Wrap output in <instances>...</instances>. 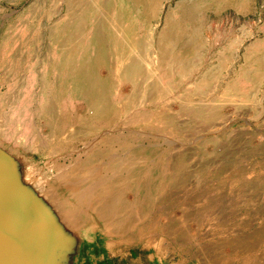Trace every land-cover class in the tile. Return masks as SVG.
I'll list each match as a JSON object with an SVG mask.
<instances>
[{
  "label": "rangeland",
  "instance_id": "374dc122",
  "mask_svg": "<svg viewBox=\"0 0 264 264\" xmlns=\"http://www.w3.org/2000/svg\"><path fill=\"white\" fill-rule=\"evenodd\" d=\"M112 1L0 0L3 55L8 62L14 61L18 52H27L31 46L32 61L26 64L36 67L30 68L33 72L22 70L23 78L30 81L21 83L20 88L15 83L20 75L17 65L5 73L0 67V106L4 116L13 115L11 124L17 122L20 109L26 114L34 107L38 109L31 118L36 131H25L26 142L17 141L21 133L16 127L13 134L0 136L4 149L20 163L21 178L35 177L40 183L35 186L38 191L51 185L62 201L66 184L74 183L75 187L83 178L93 181L95 173L102 178L127 173L133 161L155 160L153 167L168 178L167 195L148 197L151 212L142 208L134 211L130 235L125 239L110 234L109 224H94V220L84 226V232H76V247L68 264H133L134 255L146 257L143 254L148 250L150 264H264V207L247 195L256 192L255 188L264 190V0H251L246 14H239L228 4L219 5L222 0H206L207 7L203 5L200 12L207 11L212 17L210 53L200 54L204 62L195 70L171 67L166 71L157 66L162 60L160 42L170 33L161 29L166 15L179 13L182 3L203 0H164L160 15L152 21L153 31L147 28V35L152 37L143 41L149 40L150 51L141 41L138 46L136 22H125L127 11L114 7ZM142 12L149 14L148 9ZM159 32L163 35L160 40L154 36ZM63 44L72 62L86 54L88 62L101 63L96 64L95 73L103 79V101L111 97V108L119 110L118 116L110 117V125H105L107 118L82 119L85 106L78 101L61 102L62 112L57 119L52 117V125L43 115L52 92L49 80L58 71L54 68L51 74L46 59L61 55ZM213 54L214 60H209L213 67L207 70L205 58ZM167 56V64L174 65L173 54ZM155 72H163L162 83H158ZM227 85L235 91H229ZM114 89L118 90L119 103L111 95ZM14 91L18 92L13 99L1 100L3 94ZM80 94L84 99L82 91ZM35 95L38 99L33 101ZM128 96L132 103L126 101ZM67 105L73 117L64 114ZM74 124H94L99 130L76 132ZM69 127L73 130H67ZM33 135L39 140L31 142ZM95 144L100 145L91 152L89 163L68 166L78 156H86L84 148ZM219 159L226 163H213ZM125 195L135 201L132 191ZM159 208L166 209L173 221L184 220L183 239L175 232L178 224H168ZM184 212L187 218L183 219ZM91 213L85 215L91 218ZM237 243L249 248L243 252L233 246Z\"/></svg>",
  "mask_w": 264,
  "mask_h": 264
},
{
  "label": "crops",
  "instance_id": "0c3cea01",
  "mask_svg": "<svg viewBox=\"0 0 264 264\" xmlns=\"http://www.w3.org/2000/svg\"><path fill=\"white\" fill-rule=\"evenodd\" d=\"M163 1L164 0H157L156 2L155 0H114L111 3L114 7L115 5H118L120 6V9L127 11L128 13L126 14L127 16H123L125 22H130V21L136 22V25L134 24V26H135V32L137 33L138 38H140V40L138 39V41L139 43L141 41L143 46L145 45L146 47H149V51H150L151 45L150 46L147 45V41L149 42V40H146V42L144 43L143 41H145L144 38L152 37V36L149 37L147 35V28L148 30L152 29L151 28L152 21L160 15L163 6ZM222 1L223 2L219 5L225 6V4H228L229 7L234 8L239 14H246L248 10H250L251 8L250 5L252 4L251 0L250 1L222 0ZM153 5L155 6L153 7ZM181 5L182 8H180L179 13L173 12L167 14L164 20L165 23L164 25H162L161 29H163V31L168 30L167 32L170 31V33L165 35V37H163L160 34V32L154 34V36H159V40L161 37H163L162 42H160L161 47L159 54L161 55L162 60L160 58L161 64L159 63V69H163L165 71L166 68L170 69L171 67H173L175 70L183 69V68L185 69L190 68L194 70L197 69V67H199L198 63L203 61V59L202 60L200 59V54L204 52L210 53L208 42L211 37L214 38V30L210 29L209 26L210 24L209 21L212 20V17H210L211 15L207 11L206 13L200 12V9L203 5L207 7V1L206 0L200 2L197 1L194 2V4L182 3ZM145 9H148L149 11V14L147 16L144 15L142 12ZM122 24L124 25V22ZM141 43L138 44V46H140ZM130 45L128 44L127 46L129 47ZM63 49L64 51H62V54L60 53L61 55L56 56L54 54V58L50 59V57H48L46 59V62L48 61L49 72L52 74L54 68L56 69L58 68L57 69L58 71L54 73L56 74L55 78L52 81L49 80L48 86L52 92L50 93L49 105L43 112V115L49 118L50 124L52 125L53 124L52 117L57 119L58 115H60V113L62 112L59 110L60 109L59 106L61 102L70 103L71 101H78V102H82L85 106L83 109L82 119L91 120L92 117L99 119L107 118V121H105L106 123L105 125H110L111 124L110 117L118 116L119 110H116L113 106L111 108L110 105L111 97L106 100V101L109 100L106 104H105L106 101L105 100L103 101V97H102L103 96L102 86L104 84L103 79L98 74L95 73L96 64H101V63L92 62V61L88 62L85 57L86 54H84L85 56L83 55L84 58L82 60H79L78 62L77 61L72 62L70 59V55L66 59L68 55V54L66 55V53H69L68 47L64 46ZM236 50H238V47L236 48ZM3 51H4V47L2 46L0 49V67H2L1 73L3 72L5 73L6 70L7 72H10L11 70L15 69L14 67L17 65V68H19L20 70L19 71L20 75L16 78L17 81L15 83L17 84L18 88H20V86L26 80H28V82L30 81L28 77L23 78L22 70L24 71L29 70L27 72H33L32 69L30 68H36L33 67L32 65L28 68V65L26 64L27 61H32L33 48L30 46L27 52H23V53L18 52L15 57L16 59L10 62H8L6 57L3 55ZM213 51L214 49H212L211 52ZM52 52L55 53L54 49ZM166 54H173L174 65L167 64L170 61V57H168ZM212 56L213 57L211 58H205V60H207L206 61L207 66L205 67L207 70L213 67L211 64H209V60H214V54ZM79 57L81 58L82 56L79 55ZM88 69L90 70L89 74H88ZM163 72L159 73V79H157L159 84L163 82L162 80L164 77ZM235 84L239 86L237 82H235ZM80 85H82L83 87L82 88L78 87ZM86 86H90V87H86ZM227 86L229 91L232 92L234 90V87L229 85ZM81 91L83 92L82 96L86 95L84 99L80 98ZM17 92L18 91H14L12 93L3 94L1 100H7V101L11 100L13 99V97H15V95H17ZM19 95L20 93L18 94V96ZM38 95H35L33 101H36V99H38L37 98ZM111 95L115 96L116 98L114 97V100L119 103L118 90L114 89V93H112ZM127 100L130 103L133 102V98L131 96L126 97V101ZM42 103L44 104V100H42L41 105ZM130 103H126L124 105H128ZM2 108L3 107L0 106V136H5L9 133L13 134V127H16L17 133H21L17 141L26 142L28 135H26L25 131L28 130L27 131L28 134L34 133L36 131L35 122L31 118L37 114L38 109L34 107L32 110H30V112H28V114H26V112L23 111V109H20V114L18 115L17 122L15 124H11L13 122V115L6 114L4 116L2 114ZM72 111L73 110L71 109V106L67 105L64 114L68 115L69 117H73L74 112ZM120 111L123 112L124 108H122ZM3 117H8V119L10 120H7V118L4 119ZM102 125H100V127ZM105 125L102 127H105ZM73 126L76 127L75 128L76 132L77 131L83 132L85 130H87V132H91V131L99 130L96 129L98 128L97 127L98 125H94V124L93 125L85 124L80 126L74 124ZM216 127L221 128L220 126H216ZM223 127L224 126H222V128ZM71 129L73 130L72 127H69V129L67 130L71 131ZM37 140H39L38 135H33V139L31 140V142ZM44 140H45L44 138L41 139L42 143H45ZM99 145L100 144H95L94 146H89L87 148H84L86 149L84 153V155L86 156L83 155L78 156V158L76 160H72L68 166H74L76 164H79V162H81V164L84 165L89 163L90 162L89 156H91V152H94V148ZM134 154L137 156V154L139 153L133 152L132 155ZM156 163L157 162L155 160L153 161L144 160L142 162L133 161L132 163H129L132 164V166L128 168L127 174L125 173L122 174L119 172L113 174L112 177H107L105 179L99 177L98 176L99 174L95 173L97 176H95L94 174L92 175L93 181H91V178L88 179L83 178L81 179V181L79 180L78 185L75 187H74V183L73 185L66 184L65 194H64L65 199L68 200L74 207H76L82 213L92 212L91 218L93 217L92 220H94V224H109L111 230L110 234L121 235V237L123 235L124 237L122 238L125 239V236L127 237L130 235L129 232H130V227L133 225L132 214L134 213V211L140 210V208H142L143 210L146 211L149 210L151 212L153 206L152 203L149 201V198L152 197L155 198V197H161L163 195L165 196L167 195V189H165V184H167L168 178L163 176L164 174L162 171L153 167L154 164ZM213 163L225 164L226 161H222L221 159H219L217 162H213ZM51 166L53 167L54 164L52 163ZM255 189L256 192L249 191L247 195H249L250 198H253L259 204H261L259 205V207L263 208L264 190L258 191L257 188ZM127 191L133 192V194L135 195V201H132L130 200V198L128 199V197H126L125 193ZM183 208L184 211H187V207L184 206ZM259 210L262 211V209L260 208ZM158 211L160 212L159 213L160 215L161 214L166 215L169 221L168 224H178L177 231L175 232L177 233V235H179L180 238L183 239L184 235H186V232L184 231L185 229H183L181 225L184 224L183 223L184 220L181 221V219H179L180 221L178 220L173 221L174 218L168 217V213L166 214L167 212L166 209L159 208ZM185 213L186 212H184V214L182 215L183 219L187 218L185 216ZM262 224H264V221ZM163 229L165 231L166 227H163ZM233 246H235L236 249L241 248V244L238 243L233 244ZM94 248L95 245L92 244V250H94ZM248 248H249L248 246L243 245L241 251L246 252V249ZM87 250L90 249L88 248ZM145 254L147 255L146 257L143 256L140 257L134 255L135 257L133 256L134 258L132 259L133 261L132 263L136 264L137 262V264H147V263L150 264L151 256L149 255L150 254L149 250L147 251V253L144 252L143 255ZM84 258L86 257L84 256ZM135 258L137 259L135 260ZM81 262H83V259Z\"/></svg>",
  "mask_w": 264,
  "mask_h": 264
},
{
  "label": "water",
  "instance_id": "95a60500",
  "mask_svg": "<svg viewBox=\"0 0 264 264\" xmlns=\"http://www.w3.org/2000/svg\"><path fill=\"white\" fill-rule=\"evenodd\" d=\"M76 238L60 236L21 165L0 147V264H68Z\"/></svg>",
  "mask_w": 264,
  "mask_h": 264
},
{
  "label": "bare ground",
  "instance_id": "6f19581e",
  "mask_svg": "<svg viewBox=\"0 0 264 264\" xmlns=\"http://www.w3.org/2000/svg\"><path fill=\"white\" fill-rule=\"evenodd\" d=\"M93 2H94V0H93ZM96 2V1H95ZM94 2V3H95ZM101 2V1H100ZM107 2V1H106ZM97 3V2H96ZM99 3V2H98ZM109 3V2H108ZM69 4V3H68ZM107 4V3H106ZM110 4V3H109ZM100 5V4H99ZM102 5V4H101ZM112 6V5H111ZM119 7V6H118ZM108 8V7H107ZM120 8V7H119ZM118 8V9H119ZM75 10H77V9H75ZM101 10V9H100ZM120 11V10H119ZM118 11V12H119ZM146 11H147V9H146ZM71 12V11H70ZM77 12V11H76ZM75 12V13H76ZM80 12H81V10H80ZM85 13H87V12H85ZM121 13V12H120ZM123 13V12H122ZM125 14V13H124ZM147 14V13H146ZM80 15V14H79ZM85 15V14H84ZM145 15V14H144ZM108 16V15H107ZM70 17V16H69ZM74 17V16H73ZM76 17V16H75ZM81 17V16H80ZM109 17V16H108ZM78 18V17H77ZM76 18V19H77ZM120 18H121V15H120ZM74 19V18H73ZM80 19V18H79ZM98 19V18H97ZM102 20V19H101ZM69 21V20H68ZM105 21V20H104ZM75 22V21H74ZM67 23V22H66ZM96 23V22H95ZM101 23V22H100ZM103 23V22H102ZM66 25V24H65ZM78 25V24H77ZM94 25V24H93ZM59 26V25H58ZM61 26V25H60ZM104 26V25H103ZM164 27V26H163ZM71 29V28H70ZM69 29V30H70ZM102 29H104V27L102 28ZM94 30V29H93ZM98 30V29H97ZM96 30V31H97ZM187 30V29H186ZM98 31H100V30H98ZM122 31H123V29H122ZM152 31H153V29H152ZM168 31V30H167ZM174 31V30H173ZM68 32H70V31H68ZM76 32V31H75ZM101 32V31H100ZM125 32V31H124ZM127 32V31H126ZM65 33V32H64ZM67 33V32H66ZM94 33H95V31H94ZM93 33V34H94ZM129 33V32H128ZM133 33V32H132ZM174 33V32H173ZM77 34V33H76ZM98 34H99V32H98ZM126 35V34H125ZM166 35V34H165ZM104 36V35H103ZM128 36V35H127ZM163 36V35H162ZM59 37V36H58ZM81 37V36H80ZM80 37H78V38H80ZM97 37V36H96ZM96 37H94V38H96ZM70 38V37H69ZM104 38V37H103ZM132 38V37H131ZM138 39V38H137ZM136 39V40H137ZM167 39V38H166ZM65 40V39H64ZM80 40V39H79ZM102 40V39H101ZM100 40V41H101ZM74 41V40H73ZM56 42V41H55ZM131 42H132V40H131ZM159 42V41H158ZM157 42V43H158ZM65 43V42H64ZM80 43V42H79ZM100 43V42H99ZM98 43V44H99ZM77 44H78V42H77ZM64 45V44H63ZM68 45V44H67ZM100 45H101V43H100ZM149 45V44H148ZM154 45V44H153ZM65 46V45H64ZM72 46V45H71ZM152 46V45H151ZM73 47V46H72ZM64 48V47H63ZM101 48V47H100ZM125 48V47H124ZM0 49H1V47H0ZM57 49V48H56ZM62 49V48H61ZM76 49V48H75ZM79 50V49H78ZM63 51H64V49H63ZM75 51H77V50H75ZM137 51V50H136ZM66 52V51H65ZM65 52H64V54H65ZM79 52V54H80V51H78ZM58 53V52H57ZM123 54H124V52H122ZM3 54H5L4 52H3ZM61 54H62V51H61ZM67 54H69V53H67ZM66 54V55H67ZM77 54V53H76ZM167 55V54H166ZM85 56V55H84ZM83 56V57H84ZM4 57V56H3ZM68 58V55H67V57H66V59ZM73 58V57H72ZM149 59V58H148ZM73 60H74V58H73ZM75 60H76V58H75ZM64 61V60H63ZM145 61H147V60H145ZM65 62V61H64ZM59 64V63H58ZM64 64V63H63ZM135 65V64H134ZM152 65V64H151ZM158 69H159V62H158ZM129 68V67H128ZM134 68V67H133ZM58 69V68H57ZM217 69V68H216ZM215 69V70H216ZM130 71H131V69H130ZM129 71V72H130ZM134 71V70H133ZM139 71H140V69H139ZM76 72V71H75ZM150 72V71H149ZM133 74V73H132ZM255 74V73H254ZM155 75H157L158 77H156V79H159V73L157 72H155ZM116 78V77H115ZM134 81V80H133ZM132 82V81H131ZM184 82V81H183ZM134 83V82H133ZM142 83H143V81H142ZM73 88V87H72ZM83 93V92H82ZM86 96V95H85ZM91 101V100H90ZM88 104V103H87ZM136 108V107H135ZM135 114H137V113H135ZM152 135V134H151ZM165 135V134H164ZM0 143H1V147H6V145L2 142V140H0ZM126 151V150H125ZM72 154V153H71ZM54 159V158H53ZM56 164V163H55ZM51 166V165H50ZM52 167V166H51ZM129 173V172H128ZM125 174H127V173H125ZM164 176V175H163ZM119 177V176H118ZM122 177V176H121ZM23 178V181H24V183H26L27 185H29L33 190H35V192L37 193V195L40 197V202H41V204L43 205V206H45L48 210H49V214H50V217H51V219L53 220V222H54V225H55V228L58 230V232H59V235L61 236H64L65 238H67V235H72V236H74L75 235V233L76 232H80V230H82L83 232L86 230V229H84L83 230V228H84V226H86V225H88V226H90V224H93V221H92V218H90V217H88L87 215H85V213H82V212H80L76 207H74L68 200H66L65 198L63 199V201L62 200H59V197L54 193V188L53 187H51V185H50V187H46V188H44L43 187V189H40L39 191L37 190V188L36 187H38L39 185L38 184H40L39 183V181H37L36 180V178L35 177H33L34 178V181H31V178L29 177V176H23L22 177ZM32 178V179H33ZM161 178V177H160ZM88 179V178H87ZM106 179V178H105ZM118 179V178H117ZM104 180V179H103ZM163 180V179H162ZM100 181V180H99ZM108 181V180H107ZM31 182H33V184H34V186H32V184H31ZM68 182V181H67ZM97 182V181H96ZM94 183V182H93ZM108 184V183H107ZM106 184V185H107ZM104 185V184H103ZM36 186V187H35ZM90 186V185H89ZM86 187V186H85ZM91 187V186H90ZM135 187V186H134ZM53 188V189H52ZM95 188V187H94ZM89 189V188H88ZM108 189V188H107ZM120 189V188H119ZM136 189V188H135ZM96 191V190H95ZM135 191V190H134ZM74 192V191H73ZM90 192V191H89ZM92 193H93V191H92ZM122 193V192H121ZM102 194V193H101ZM105 194H107V193H105ZM136 194V193H135ZM103 195V194H102ZM114 196V195H113ZM135 196V195H134ZM90 197V196H89ZM105 197V196H104ZM103 197V198H104ZM109 197V196H108ZM107 197V198H108ZM110 198V197H109ZM112 199H114V198H112ZM104 200H106V199H104ZM89 201V200H88ZM107 202V201H106ZM105 203V202H104ZM98 205V204H97ZM101 207V206H100ZM99 207V208H100ZM96 208V207H95ZM94 211H95V209H94ZM64 214V215H63ZM88 214V213H87ZM107 225V224H106ZM104 228V227H103ZM110 229V228H109ZM80 233H82V232H80ZM130 233V232H129ZM179 236V235H178ZM71 260L72 261H75L76 259L74 258V257H72L71 258Z\"/></svg>",
  "mask_w": 264,
  "mask_h": 264
}]
</instances>
